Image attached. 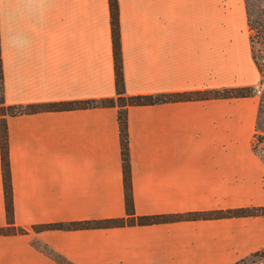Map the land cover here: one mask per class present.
<instances>
[{
	"label": "crops",
	"instance_id": "obj_1",
	"mask_svg": "<svg viewBox=\"0 0 264 264\" xmlns=\"http://www.w3.org/2000/svg\"><path fill=\"white\" fill-rule=\"evenodd\" d=\"M127 95L256 86L244 0H117ZM5 105L116 96L108 0H0ZM117 106L6 115L13 226L0 264H234L264 215L41 229L126 218ZM256 96L127 108L135 215L264 207ZM0 149V228L7 227Z\"/></svg>",
	"mask_w": 264,
	"mask_h": 264
},
{
	"label": "trees",
	"instance_id": "obj_2",
	"mask_svg": "<svg viewBox=\"0 0 264 264\" xmlns=\"http://www.w3.org/2000/svg\"><path fill=\"white\" fill-rule=\"evenodd\" d=\"M110 9V23L113 43V57L115 67L116 96L112 98L90 99L85 101H71L53 103L47 105H5L3 100L2 69L0 60V149L1 166L3 175V187L5 196V210L7 227L0 228V234H12L24 232L21 228L13 226V202L10 179V167L7 148L6 115H16L23 112H36L46 109H76L96 106H117V121L119 126V139L121 147V159L123 166L124 196L126 218H111L99 221H81L71 223H55L40 225L38 228L47 229H78L89 227H111L125 225H150L155 223L175 220L215 219L225 217H246L264 215V207L237 208L224 211L188 212L178 215H135L130 183V163L127 133V108L129 106L150 105L159 102H175L202 98H238L255 96V86L225 88L212 91H196L185 93H167L158 95H127L125 93L122 75V57L119 35V11L117 0H108ZM247 14V24L250 31L263 33L264 20L256 15L253 17L254 0H244ZM254 59V55H253ZM255 62V61H254ZM256 64V63H255ZM261 80L259 82L261 83Z\"/></svg>",
	"mask_w": 264,
	"mask_h": 264
},
{
	"label": "rangeland",
	"instance_id": "obj_3",
	"mask_svg": "<svg viewBox=\"0 0 264 264\" xmlns=\"http://www.w3.org/2000/svg\"><path fill=\"white\" fill-rule=\"evenodd\" d=\"M255 7L253 17L259 15L264 20V0H254ZM252 53L254 61L260 74L261 83L255 86V96L258 103V113L256 119V133L254 137V150L264 160V31L257 33L250 31ZM234 264H264V249L252 253Z\"/></svg>",
	"mask_w": 264,
	"mask_h": 264
}]
</instances>
